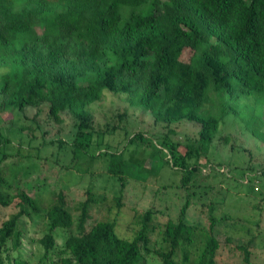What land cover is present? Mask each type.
Masks as SVG:
<instances>
[{
    "label": "trees",
    "instance_id": "1",
    "mask_svg": "<svg viewBox=\"0 0 264 264\" xmlns=\"http://www.w3.org/2000/svg\"><path fill=\"white\" fill-rule=\"evenodd\" d=\"M0 67V106L47 103L56 121L67 110L76 119L73 150L91 143L88 106L105 89L127 93L155 121L198 122L197 142L184 152L166 136L157 142L186 185L200 168L191 159L207 151L227 114H239L232 101L253 95L264 104V0H0ZM261 124L255 114L245 120L257 135ZM3 137L1 144L8 141ZM138 139L141 132L128 137ZM8 155L0 147V163ZM106 170L119 180L120 205L129 175L122 151L109 152ZM11 186L0 165V211L16 199L0 221V264H30L22 257L21 219L33 215L45 223L35 264H151L152 255L158 264H218L216 226L226 213L211 210L208 225H198L186 218V199L175 219L158 226L147 207L133 215L137 228L126 237L116 218L89 223L99 200L90 187L74 214L62 190L43 204L39 195ZM250 245L252 238L236 246L245 263L256 264Z\"/></svg>",
    "mask_w": 264,
    "mask_h": 264
},
{
    "label": "rangeland",
    "instance_id": "2",
    "mask_svg": "<svg viewBox=\"0 0 264 264\" xmlns=\"http://www.w3.org/2000/svg\"><path fill=\"white\" fill-rule=\"evenodd\" d=\"M182 57H188V50ZM232 102L239 114H227L207 151L191 159L199 160L200 168L186 185L182 184V170L165 161L168 154L157 142L166 136L184 152L187 144L197 142L200 124L186 118L169 124L155 121L127 93L107 89L88 106L93 130L91 143L83 149L73 150L76 119L67 110L56 121L49 116L47 103L0 106V147L9 153L0 165L13 190L37 194L43 204L62 190L74 214L90 187L99 200L90 208L89 223L116 218L118 233L126 237H132L137 228L133 215L147 207L154 209L158 226L168 217L175 219L186 199L190 201L186 218L198 225H208L211 210L217 216L226 213L216 226L221 241L217 263L247 264L236 245L252 238L251 258L264 264V104L257 103L253 95ZM252 114L262 122L263 132L258 135L245 125ZM136 132L143 139L128 141ZM3 136L8 141L1 144ZM110 151H122L129 173L120 205L115 199L119 180L106 170ZM15 200L1 209L0 221L15 210ZM21 226L22 257L35 264L41 253L38 238L45 231L44 220L24 216ZM158 226L151 233L152 241L159 238ZM157 260L152 255L149 263L158 264Z\"/></svg>",
    "mask_w": 264,
    "mask_h": 264
}]
</instances>
